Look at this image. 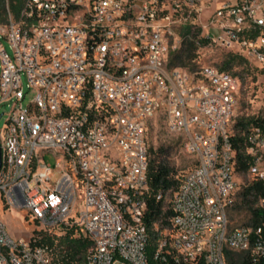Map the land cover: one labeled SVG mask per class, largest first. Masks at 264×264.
I'll list each match as a JSON object with an SVG mask.
<instances>
[{"label": "built area", "instance_id": "obj_1", "mask_svg": "<svg viewBox=\"0 0 264 264\" xmlns=\"http://www.w3.org/2000/svg\"><path fill=\"white\" fill-rule=\"evenodd\" d=\"M203 2L22 0L0 23L12 49L0 40V109L10 106L0 115V205L26 208L56 242L71 230L91 239L85 264H264V220L253 227L229 217L241 77L169 62L189 24L264 66V0H219L202 29L192 16ZM161 113L197 162L170 196L169 224L151 226L147 127ZM248 142V175L264 180L262 129ZM37 238H13L0 217V264H55Z\"/></svg>", "mask_w": 264, "mask_h": 264}, {"label": "rangeland", "instance_id": "obj_2", "mask_svg": "<svg viewBox=\"0 0 264 264\" xmlns=\"http://www.w3.org/2000/svg\"><path fill=\"white\" fill-rule=\"evenodd\" d=\"M200 4L199 11L195 12L192 16V20L196 26H201L204 29V25H209L208 16L219 5V0H203ZM6 11L5 20L1 21V24H6L8 21V11L17 14L22 0H16L17 6L11 7V0H4ZM191 22V16L188 19ZM196 30H199L196 28ZM185 31V27L181 30L180 36ZM199 39V37H198ZM0 40H2L5 48L12 53L10 43L2 34H0ZM180 46V45H179ZM172 50L169 55V62L174 56ZM238 54L246 58V61H240L239 58L231 65L229 69L236 72L241 77V87L238 95V103L235 109L233 119L231 121V130H236V122L240 117L248 116H262L264 115V66L258 62L256 58L249 55L247 52L241 50L237 46H226L224 44L209 40L207 43H199L198 47L193 51V57L190 59L187 56L178 58V66L186 68L188 70H198L205 65H214L221 68L223 62L231 55ZM171 64V63H170ZM0 75H1V61H0ZM24 83L26 78L23 77ZM30 97H27L24 101L28 103ZM10 106L4 105L0 109V115L4 111H8ZM6 125V116L0 119V130L4 129ZM147 143L150 154V159L158 157L159 159L166 160L171 166H173L177 172V176L181 177L190 168H193L197 162V157L194 155H188L182 150V138L169 132L166 128L164 115L157 114L152 117L147 127ZM45 159L50 164L54 165V159L51 153L45 155ZM56 175L54 174V177ZM239 194L243 185L251 177L248 174H238ZM171 193L167 194L165 198V204L167 205L170 200ZM238 198V197H237ZM244 213H236L232 210L230 214V220L232 224H242ZM0 217L6 224L9 234L13 238L19 236L29 237L35 234V224L31 221V217L27 215L26 208H5L3 204L0 205Z\"/></svg>", "mask_w": 264, "mask_h": 264}, {"label": "trees", "instance_id": "obj_3", "mask_svg": "<svg viewBox=\"0 0 264 264\" xmlns=\"http://www.w3.org/2000/svg\"><path fill=\"white\" fill-rule=\"evenodd\" d=\"M17 6L16 0H11V7ZM6 6L4 0H0V20L4 21ZM200 29H192L191 25L185 26V32L180 46L175 49L171 58L172 66H178V58L187 56L193 57V51L198 47L199 43H207V38L199 37ZM192 35V36H191ZM199 37V39H198ZM246 61L242 55L231 54L222 64V69H229L235 60ZM256 127L264 132V115L240 117L236 122V130L231 133V140L236 150L235 171L238 174H248L249 167L253 161V155L248 151V135ZM148 179L150 184L151 196L149 198V208L152 215L148 218L149 224L152 226L153 221L161 220L164 225L169 224L172 210L170 206L162 200L156 199L159 191L173 194L178 188L182 179L177 176V172L171 164L164 159L153 157L148 164ZM238 197V198H237ZM261 198H264V180L248 179L243 185L239 194L236 193L235 201L229 209V217L232 210L238 214H243L244 223L233 225H247L257 227L264 220V205L261 204ZM69 231L58 242H56L49 234L40 233L35 230L37 242L46 244L50 247L53 261L55 264H85V257L88 249L92 246V240L84 236H72Z\"/></svg>", "mask_w": 264, "mask_h": 264}, {"label": "water", "instance_id": "obj_4", "mask_svg": "<svg viewBox=\"0 0 264 264\" xmlns=\"http://www.w3.org/2000/svg\"><path fill=\"white\" fill-rule=\"evenodd\" d=\"M2 163H3V154H2V143L0 140V169L2 167Z\"/></svg>", "mask_w": 264, "mask_h": 264}]
</instances>
